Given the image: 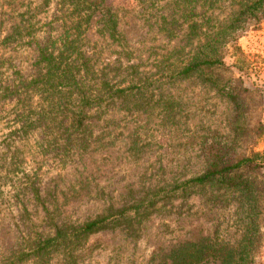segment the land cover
Wrapping results in <instances>:
<instances>
[{
	"label": "rangeland",
	"instance_id": "obj_1",
	"mask_svg": "<svg viewBox=\"0 0 264 264\" xmlns=\"http://www.w3.org/2000/svg\"><path fill=\"white\" fill-rule=\"evenodd\" d=\"M105 2L114 36L90 18L70 61L78 85L61 86L50 101L27 87L43 71L41 55H56L60 46V0H0V264H156L184 240L205 237L234 251L241 239L245 194L181 183L215 156L233 163L264 152V16L234 36L235 51L229 40L217 42L223 65L203 66L215 80L197 73L177 78L174 71L204 41L187 19L198 26L223 22L237 6L231 0ZM28 23L29 33L1 44ZM216 84L231 89L235 100ZM114 88L124 94L112 95ZM23 89L33 92L31 109L46 112L28 129ZM81 95L91 99L87 105L79 104ZM239 172L260 193L255 264H264V168ZM135 203L151 206L143 216L128 210L130 226L73 239L82 222ZM56 228L71 243L50 249L46 262L29 255Z\"/></svg>",
	"mask_w": 264,
	"mask_h": 264
},
{
	"label": "trees",
	"instance_id": "obj_2",
	"mask_svg": "<svg viewBox=\"0 0 264 264\" xmlns=\"http://www.w3.org/2000/svg\"><path fill=\"white\" fill-rule=\"evenodd\" d=\"M231 3L237 6L238 11L233 15H228L227 19L223 22L217 21L213 25L206 19L198 26L196 21L187 19L186 24L189 31L192 34H197L195 33L197 32L196 30H201L204 41L196 46L187 60L174 71L173 77H185L189 74L197 73L209 80L214 79L203 71V66L223 65L221 55L218 53L217 42L225 39L226 43L229 40V45L235 51L237 47L231 42L234 36L249 25L248 21L254 22L264 16V0H231ZM59 6L60 16L58 19L61 23L60 25L63 27V33L58 36L61 40L60 46L57 48L56 55H41V60L44 62L43 71L32 80V85H28L27 87L34 92H42V94L46 95L47 100L50 101L53 100L52 93L60 92L61 86L78 85V82L74 81L73 75H70L72 70L70 61H72L75 56L74 54H76L74 47L75 39L83 32L84 26L87 25L90 18L95 15L97 20L101 22L103 30H106L110 36H114L116 27L112 18L113 13L110 11L105 0H60ZM30 26L28 23L27 25L17 27L18 29L14 28L1 39V44L4 45V42L6 43L8 39L16 40L17 37L22 35V32L29 33ZM207 26L210 29L213 26V31L207 30ZM71 34H75V36L70 37ZM216 88L224 96L235 100L236 94L231 89L227 90L224 84H216ZM107 89L111 90V87H107ZM124 91V88H114L111 92L114 96H121L124 94ZM22 94L25 97V107L22 111L24 129L33 128L36 118L42 116V114L45 115L46 112L43 109L39 111L31 109L30 101L32 99L30 91L23 89ZM89 100L91 99L81 95L79 104L87 105ZM79 113L81 114L82 112L80 110L72 111L76 123L80 120ZM240 168L247 170L264 168V152H251L249 155L241 157L233 163H228L227 160L215 156L200 174L181 183L182 186L194 183L199 186L211 184L220 188L235 187L246 195L247 222L235 250L227 249L228 245L226 243L212 242L205 237H200L192 241L184 240L171 246L166 254H163L162 258H159L156 264H198L207 259L214 260L215 264H255L257 259V251L255 250L259 247V226L256 217L261 214L263 209H259L256 204L257 196L260 193H255L251 182L246 177H242L239 172ZM140 206H142V209L137 212ZM149 206L151 205L135 203L117 209L115 213L109 215L110 217L108 218L110 219L106 215H103L86 220L74 228L73 239L78 241V237L83 239L87 235L105 228L130 226L133 216L127 215L128 210H134L135 214L143 216L149 212L147 210ZM61 231L62 228H56L53 235L39 239L36 247L30 251L32 253H29V255L33 254L34 257H38L39 260L46 262L49 258L48 251L50 249L71 243L70 237L72 236L70 234L66 235ZM24 256L25 254L22 253L18 256V259L21 260ZM65 263L72 264L70 261H66ZM4 264H9V262H4ZM58 264L64 263L59 262Z\"/></svg>",
	"mask_w": 264,
	"mask_h": 264
}]
</instances>
